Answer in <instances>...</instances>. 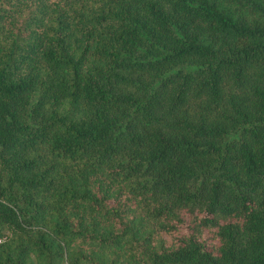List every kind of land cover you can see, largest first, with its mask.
<instances>
[{
  "label": "trees",
  "instance_id": "1",
  "mask_svg": "<svg viewBox=\"0 0 264 264\" xmlns=\"http://www.w3.org/2000/svg\"><path fill=\"white\" fill-rule=\"evenodd\" d=\"M0 264H264V0H0Z\"/></svg>",
  "mask_w": 264,
  "mask_h": 264
}]
</instances>
